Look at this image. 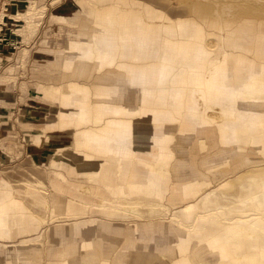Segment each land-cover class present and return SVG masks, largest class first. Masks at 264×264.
<instances>
[{"label":"rangeland","instance_id":"obj_1","mask_svg":"<svg viewBox=\"0 0 264 264\" xmlns=\"http://www.w3.org/2000/svg\"><path fill=\"white\" fill-rule=\"evenodd\" d=\"M125 1L143 4L154 11L161 12L174 24L177 20L184 19L186 15L181 13V9L179 10L181 3L186 0ZM2 3H4L5 9L19 4L21 7L16 13L19 14L21 20H15L8 10L4 12L3 9L4 15L0 12V38L4 37L11 41L9 49L0 46V216L5 225L0 229L7 231L6 236L0 235V239H4L0 240V261L6 259L8 251L15 252L13 249L19 248L22 250V254H20V258L13 259L14 264H26L24 259L26 260L27 257L36 258V264H40L47 257L46 251H50V247L54 246L50 242L62 239V236L57 233L58 226L63 227L65 238H69L71 230L73 231L72 222L59 220L65 218L56 219L48 206V197L52 200L59 194L62 199L65 198L61 196L62 190H54L51 186L54 174L58 173L57 180L63 187L71 184L73 178L74 180L93 182L88 177L90 174L78 172L79 165L73 160H76V152L83 145L82 132H93L94 103L108 101L116 104L119 110L110 114L108 118L115 119V121L140 115L141 104L139 96L135 97L125 90L122 93H117L121 96L120 99L117 94H110L108 97L99 99L97 86L118 84V86L125 87L124 83L126 82L122 80V77L116 75L120 63L116 55L107 56L102 61H100L101 57L80 59L77 55L70 63L67 62V52L72 49L68 46V42L88 40V44L94 46L91 33L96 29L93 28L92 19L87 16L89 8L79 5L78 0H0V7ZM107 3L115 5L121 10L134 9L138 6H125L117 0ZM87 4L91 8L98 6L91 2ZM169 9H173V13L170 14ZM214 16L213 20L219 17V15ZM190 17L200 23V20L194 15L190 14ZM240 18L263 21V26L260 29L264 31V17L245 14ZM255 30L258 31V27H255ZM199 31L204 34L221 33L205 24L201 28H195L190 21L178 29V33L188 35L190 39L198 36ZM179 37L181 39L186 36ZM202 45L210 57L217 56L218 46L216 44L207 43L205 40ZM223 51L230 53L228 49H223ZM186 55L192 57V55L195 56V52H189ZM57 60H60L61 66L57 65ZM253 60H256V57H253ZM193 61H163V71L166 72L167 78L162 85L182 88H189L190 85L199 87L196 81L202 80L205 75V66L209 64L200 65ZM216 62L226 66L227 69L232 67L230 61L222 63L220 60H216ZM210 63L213 64L214 61ZM76 67L77 69H75ZM78 71L82 72V76L75 75V72ZM77 84L88 89V106L84 108L83 112L85 117L80 120V123H78V118L74 117L71 123L62 125L59 121L60 111L68 110H65L61 103L63 98L72 92L73 85ZM260 96L262 94H257L255 98L251 99V103L258 104ZM163 101L167 102L166 107L176 104V100L169 97ZM245 102L234 104L235 113L245 111L239 106L240 103ZM144 105L148 106L149 104ZM225 105L228 106V101H225ZM218 110L208 105L199 110L198 120L201 121V125L212 128L208 132L212 133L209 135L206 134L207 132H202L201 135L194 137L191 143L180 137L177 129L178 122L175 125H164L163 131L167 136L165 147L170 153L169 160L163 167L164 174L168 177L165 193L169 198H172L171 203L167 200H159L158 197H150V192L141 193V191L127 187L125 190L127 196H111L115 203L109 206L112 208L111 212L115 218L110 219L102 213H96L94 216L98 219L97 222L94 225H81L79 235L74 236L80 240L81 236L85 240H91L95 245V251L100 256L104 247L100 242L103 237L110 236L120 239L122 241V259L124 260L125 257L127 264H131L132 252L134 253L139 247L142 246L140 249L146 252L152 250L151 247L155 242L152 238L162 239V244L171 241L178 249L167 253L166 251L159 252L153 246L154 250L151 252L150 258L144 261V264H176L182 260L187 264H207L202 259L199 260L195 257L196 250H202L204 254L208 255L206 257H210L207 260L211 264H235L236 252H220L218 245L215 246L212 242L215 241L213 239L215 236L227 234L224 241L229 240L232 241L231 243H235L228 247H237L238 243L242 241L252 247L255 240V228L250 219L254 214L259 216V212L255 213L257 210L255 205L242 204L238 199L242 198L241 185L248 181L250 175L255 176L257 180L264 178V148L252 152L255 158H250L252 153L249 152V156H245L247 151L243 150L234 159H229L226 163L217 166L213 172L210 171L211 169L203 167L200 157L206 154L204 149L217 144L216 123L226 119ZM181 111L185 112V107H182ZM261 112L264 114L262 107ZM211 113L213 117L210 115L205 119ZM52 120H54V124L47 127V122ZM99 124H103L98 126L101 128L107 125V121L103 119ZM169 126L174 129L168 130ZM52 135L59 137L60 140L53 141ZM52 146L58 148L54 149ZM187 153L197 154L193 161V167L198 171L195 175H191L190 170L187 173H177L180 168H190ZM46 160H48L47 163L44 162ZM71 164L74 165L77 172L70 170ZM149 165L151 163L147 165L148 170ZM156 166L161 167L160 164H156ZM199 172H202L203 175ZM87 184V187L82 186L83 192H91L90 189L93 186L90 183ZM177 185H189L190 193H198L194 197L189 196L181 202H176L177 192L175 193L173 190ZM5 188H10L11 192L18 189L20 193L24 194L12 195L13 197L20 200L25 199L46 209L45 223L40 229L38 238L24 242H21L20 237L13 240L14 228L10 225L15 220V212L13 203L9 202L12 196L3 194ZM206 192H212L214 198L203 206L201 200ZM21 203L24 206L20 208V212L25 214L26 203ZM187 204L193 205L188 215L184 210ZM2 210L7 213L4 214ZM89 215L90 213H86L80 217ZM102 222L110 223L115 229L120 227V231L104 230L100 225ZM152 224L157 225L160 232H153ZM238 225H242V227L238 228ZM127 226H134L135 233L127 234ZM141 231L144 236L140 241L138 239H140ZM134 239H137L135 245L128 247L127 243ZM99 244L102 247L99 248L97 246ZM60 246L70 249L71 246L78 245L64 243ZM31 249H35L36 254L31 253ZM204 254L203 256H205ZM47 259V264L52 262L49 257ZM65 263L67 264V261Z\"/></svg>","mask_w":264,"mask_h":264},{"label":"bare ground","instance_id":"obj_2","mask_svg":"<svg viewBox=\"0 0 264 264\" xmlns=\"http://www.w3.org/2000/svg\"><path fill=\"white\" fill-rule=\"evenodd\" d=\"M108 1L111 0H78L79 5L89 8L87 16L92 19L93 28L96 29L91 33L94 46H90L88 40L68 42L72 49L67 52V62L70 63L77 55L80 59L101 57L100 61L107 56L116 55L120 60L116 75L126 82L125 87L118 84L106 86L101 84L103 87L96 88L99 99L110 94L122 93L124 90L129 91L135 97L139 96L141 114L134 118L126 117L115 121L108 118L111 113L119 110L116 104L108 101L94 103L93 132H82V148L87 151L76 152L75 155L77 158L79 156L87 158L80 162L78 172L97 174L116 194H124L126 181L127 187L132 190L146 194L150 192V197H158L159 200L171 203L172 198L165 193L168 177L164 174L163 167L167 164L170 153L165 147L167 136L163 131L164 125H175L178 122L180 137L189 143L202 132L210 135L212 132H208L212 128L201 125V121L198 120L199 110L207 105L219 109V113L221 111V115L226 119L216 123L217 144L204 149L206 154L200 157L203 167L213 172L217 166L234 159L243 150L247 151L245 156L248 157V152L264 148V114L261 112V107L264 109V31L260 29L263 21L240 18L245 14L264 17V0H186L181 3L179 10L189 16L183 15L184 19L177 20L175 24L161 12L143 4L117 0L125 6L138 5L134 9L121 10L115 5H108ZM89 2L98 6L91 8L87 4ZM4 3L1 4L0 12L4 15L8 10L15 20H21L16 13L21 6L16 4L5 9ZM169 12L173 13V9H169ZM190 14L199 19L200 23L191 18ZM214 15L219 17L213 20ZM188 21L194 24L195 28H201L205 24L221 33L204 34L199 31L198 36H195L197 38L190 39L188 35L178 33V29L184 27ZM255 27H258V31ZM179 36L186 37L180 39ZM205 40L218 46L216 57H210L203 47L202 42ZM0 46L9 49L11 41L4 37L0 38ZM223 49L230 50V53ZM189 52H195V56L186 55ZM253 57H256V60H253ZM184 60H194L195 64L200 65L209 64L205 66L202 80L196 81L199 87L162 85L167 78L162 62ZM216 60L222 63L230 61L232 67L227 69ZM211 61L214 63L211 64ZM57 65L61 66L60 60H57ZM75 75L82 76V72H75ZM72 89L61 103L63 108L68 110L60 111L59 121L62 125H68L74 117H77L80 123L85 117L83 112L88 106V89L78 84L73 85ZM257 94H262L260 102L251 103V99ZM117 96L118 99L121 98L120 95ZM167 97L176 100V104L166 107L167 102L163 99ZM225 101H228V106L225 105ZM244 101L246 102L240 103L239 106L245 111L235 113L234 104ZM182 107H185V112L181 111ZM210 115L212 116V113L205 119ZM103 119L107 121V125L99 128L98 126L103 125L99 124ZM53 124L54 121H48L47 127ZM167 129L174 127L169 126ZM51 137L60 140L54 135ZM149 144L151 146H148ZM187 155L190 168H180L177 173H187L190 170L189 173L195 175L198 171L193 167V161L197 154ZM250 158H255L253 153ZM150 163L148 170L147 165ZM156 164H160L161 167H157ZM70 170L77 172L74 165ZM199 173L203 175L202 172ZM117 174L122 188L117 187ZM250 176L248 181L241 185L242 198L238 201L242 204L255 205L257 207L255 213L259 212V216L254 214L250 219L255 228L252 247L243 241L238 243L237 247H228L235 243L224 241L227 234L215 236L213 238L215 241L212 242L215 246L218 245L220 252H236L235 264H264V178L257 180L255 176ZM52 186L54 189H64L54 181ZM173 191L177 192L176 202H181L189 196L194 197L198 193H190L189 185H177ZM67 193L72 196V191L68 190ZM213 198L212 192H206L201 200L202 205L211 202ZM192 208V204L185 205V213L188 215ZM151 226L153 232H160L157 225ZM239 227L242 225H238ZM135 231L134 226L127 227V234ZM143 236L144 233L141 231L138 240H142ZM153 240L154 248L159 252L169 253L173 249H178L171 241L162 244L160 238ZM203 254L202 250L195 251L197 259L211 264L207 260L210 257ZM176 264L187 262L182 260Z\"/></svg>","mask_w":264,"mask_h":264},{"label":"crops","instance_id":"obj_3","mask_svg":"<svg viewBox=\"0 0 264 264\" xmlns=\"http://www.w3.org/2000/svg\"><path fill=\"white\" fill-rule=\"evenodd\" d=\"M51 138L55 142L59 141L58 138H54V137H51ZM47 140H51V139H47ZM52 147H54V149L58 148L57 146H52ZM77 151L82 152V151H87V150L83 149L82 147H79ZM104 158L106 157L104 156ZM86 159H87L86 157L79 156L78 158H76V160H73V162H76L79 165L81 161L86 160ZM44 162L47 163L48 160ZM84 174H90L88 177L93 182L74 180L73 178L71 180L72 183L69 185H66L65 187L61 186V182L57 180L58 173L54 174L55 177L52 180V182L54 181L58 186L64 189L63 190L58 189V188L54 189L52 186V183H51V186L54 190H57V191L62 190L61 192L63 194H61V196H64L65 198L62 199L59 194L57 197H54V199L52 200L48 197L47 198V201L49 203L48 206L50 207L51 213L54 215V217H56V219L65 218V219H59V220L64 221V222H72L73 231L71 230V236H69V238H65L66 236H63L64 235L63 227L58 226L57 233L62 236V239L50 242V244H54V246L50 247V251H46L47 257H49V260L52 261V262H49L48 264H66L65 263L66 261H67V264H127L125 257H124V260L122 259V254H121L122 241H120V239H117L115 237H110V236L103 237L102 241L100 242L104 245V247H103V251L100 256V254L95 251L94 249L95 245L91 240H88V239L85 240L83 236L80 237L81 238L80 240L79 238L74 236V235H79L81 225H87V224L94 225L97 222L98 219H96V217L94 216L96 213H102L103 215H105L106 217L110 219L115 218L113 216L114 214L111 212L112 208L109 206L115 203L111 199V196L113 197L114 196H124V197L127 196L125 192V190L127 189L126 181H125V188L123 189L124 194L123 193L116 194L111 191V189L107 186L106 183L102 182L101 177L98 176L97 174H91V173H84ZM118 177L119 176L117 174L116 176V181L118 182L117 187L122 188L123 186L120 185L121 183H119ZM87 183H90L93 186L90 189L91 192L82 191V186L87 187L88 185ZM68 190L72 191V196L67 193ZM3 194H8L12 196V195H19V194H24V193H20L18 189H14L11 192L10 188H5V192ZM75 196H78L79 198H76ZM12 197L9 199V202L10 204L13 203L12 206L15 212V215H14L15 220L10 225L12 228H14L13 240L20 237L22 239L21 242H24L27 240L38 238L40 236V229L42 225L45 223L46 209H42L40 205L32 204L30 203V201H26L25 199L20 200L15 196L13 198ZM39 201L42 202L41 200ZM21 202L26 203L25 206H27V208H24L26 210L25 214L20 212V208H23L24 206L23 203ZM100 203H103V204H100ZM94 208H101V209L96 210ZM2 212L4 214L7 213L6 211H3V210ZM86 213H90V215L88 217H80V215H85ZM100 225H102V228L104 230H119L120 231V227H116L115 229L113 226H111L110 223L102 222L100 223ZM4 226L5 225L3 224L2 217L0 216V227L3 228ZM127 227H126V230H127ZM0 235L6 236L7 231H3V229H0ZM0 240H4V239H0ZM68 240H71V241H68ZM132 241L133 240L127 243L128 247H132L135 245L136 240L134 239V241L133 242ZM131 242H132V245H131ZM64 243H71L73 245L76 244L78 246H71L70 249L63 247L64 248L63 249L60 245ZM97 246L99 248L102 247V245L100 244ZM153 246L151 247L152 250H150L149 252H146L140 249L142 248V246L139 247L138 250H135L134 253L132 252L131 264H144V261L150 258V255L152 254L151 252L154 250ZM13 250L15 252L8 251L7 253L8 256L11 255L12 257L10 258V256L9 257L7 256L5 260L0 261V264H14L13 259L14 258L18 259L21 257L20 256V254H22L21 249L15 248ZM31 253L36 254V250L31 249ZM47 257H45L44 261L40 264H47V261H48ZM135 257H136V260H135ZM24 261L26 264H36V258L34 257H31V258L27 257L26 260L24 259Z\"/></svg>","mask_w":264,"mask_h":264}]
</instances>
